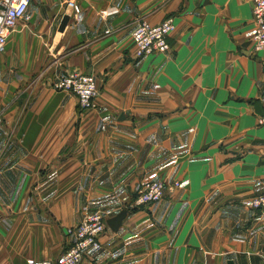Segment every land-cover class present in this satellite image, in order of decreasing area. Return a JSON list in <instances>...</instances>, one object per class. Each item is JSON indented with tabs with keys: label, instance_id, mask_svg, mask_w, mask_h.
I'll return each instance as SVG.
<instances>
[{
	"label": "crops",
	"instance_id": "0c3cea01",
	"mask_svg": "<svg viewBox=\"0 0 264 264\" xmlns=\"http://www.w3.org/2000/svg\"><path fill=\"white\" fill-rule=\"evenodd\" d=\"M30 1L0 53V264L56 261L84 217L123 209L79 264H264L252 0ZM170 15L169 51L136 59V23ZM68 70L95 78V109L51 88ZM150 180L179 186L131 210Z\"/></svg>",
	"mask_w": 264,
	"mask_h": 264
},
{
	"label": "built area",
	"instance_id": "2783aa9c",
	"mask_svg": "<svg viewBox=\"0 0 264 264\" xmlns=\"http://www.w3.org/2000/svg\"><path fill=\"white\" fill-rule=\"evenodd\" d=\"M30 0H6L0 1V53L5 51V44L8 34L22 20L23 15L30 5ZM66 6L71 7L74 14L78 8L72 0H67ZM254 31L250 37L252 55L262 54L261 64L264 66V0H252ZM116 9L101 11L103 18L115 14ZM174 16L170 15L161 23L151 25L141 19L134 26L131 32L133 56L142 59L146 56L165 54L169 51L168 37L175 30ZM53 90L72 94L81 112L91 111L96 108L98 88L96 80L91 75L80 74L75 70H68L63 75L56 76L51 84ZM257 125L264 129V113L257 120ZM178 183L170 187L164 181L151 180L138 189L131 203V210L155 204L162 201L165 190L174 189ZM250 203V210H264V192L253 197ZM106 218L101 213H91L84 217L79 225L69 236L72 237L70 245L63 251L58 260H37L30 258L26 264H79L87 255L89 250L99 246L102 235L107 230Z\"/></svg>",
	"mask_w": 264,
	"mask_h": 264
},
{
	"label": "water",
	"instance_id": "95a60500",
	"mask_svg": "<svg viewBox=\"0 0 264 264\" xmlns=\"http://www.w3.org/2000/svg\"><path fill=\"white\" fill-rule=\"evenodd\" d=\"M69 19H70V16L67 14L62 17L61 22L59 24V28H58V30L60 32L64 31L63 29L66 27ZM126 216H127V210L123 209L120 212H118L117 215L106 219L105 221H106V225H107L108 229L112 233H117L119 228L122 226V223H123L124 219L126 218Z\"/></svg>",
	"mask_w": 264,
	"mask_h": 264
},
{
	"label": "rangeland",
	"instance_id": "374dc122",
	"mask_svg": "<svg viewBox=\"0 0 264 264\" xmlns=\"http://www.w3.org/2000/svg\"><path fill=\"white\" fill-rule=\"evenodd\" d=\"M151 181V180H150ZM156 181H158V180H156ZM161 181H163V180H161ZM148 182V181H147ZM178 183V182H177ZM174 183H172L171 185H173ZM171 185H169L168 187H170ZM178 186H179V183H178ZM178 186H176V187H178ZM174 189H176V188H174Z\"/></svg>",
	"mask_w": 264,
	"mask_h": 264
}]
</instances>
